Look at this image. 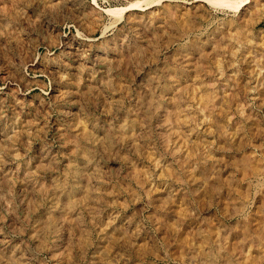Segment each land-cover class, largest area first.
<instances>
[{"label": "rangeland", "instance_id": "1", "mask_svg": "<svg viewBox=\"0 0 264 264\" xmlns=\"http://www.w3.org/2000/svg\"><path fill=\"white\" fill-rule=\"evenodd\" d=\"M140 1L0 0V264H264V0Z\"/></svg>", "mask_w": 264, "mask_h": 264}, {"label": "bare ground", "instance_id": "2", "mask_svg": "<svg viewBox=\"0 0 264 264\" xmlns=\"http://www.w3.org/2000/svg\"><path fill=\"white\" fill-rule=\"evenodd\" d=\"M150 1L151 0H144L143 2L140 1V2H136L135 6H141L142 3L143 4H150ZM208 3H210L211 5H214V6H225V7H230V6H237V7H240L244 4H246L249 0H206ZM124 10H111L110 12H112L113 14L116 13V14H121L123 13Z\"/></svg>", "mask_w": 264, "mask_h": 264}]
</instances>
